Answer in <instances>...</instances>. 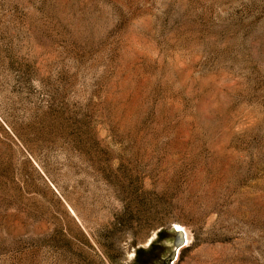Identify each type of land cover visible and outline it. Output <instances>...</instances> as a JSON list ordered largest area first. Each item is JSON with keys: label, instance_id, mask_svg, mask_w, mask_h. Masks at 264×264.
I'll return each mask as SVG.
<instances>
[{"label": "rangeland", "instance_id": "374dc122", "mask_svg": "<svg viewBox=\"0 0 264 264\" xmlns=\"http://www.w3.org/2000/svg\"><path fill=\"white\" fill-rule=\"evenodd\" d=\"M176 229L172 264H264V0H0V264Z\"/></svg>", "mask_w": 264, "mask_h": 264}, {"label": "water", "instance_id": "95a60500", "mask_svg": "<svg viewBox=\"0 0 264 264\" xmlns=\"http://www.w3.org/2000/svg\"><path fill=\"white\" fill-rule=\"evenodd\" d=\"M187 243L186 234L183 230H175L174 236V250L169 254V256L164 260L163 264H172L177 258L178 251L183 248Z\"/></svg>", "mask_w": 264, "mask_h": 264}, {"label": "flooded vegetation", "instance_id": "af4514ba", "mask_svg": "<svg viewBox=\"0 0 264 264\" xmlns=\"http://www.w3.org/2000/svg\"><path fill=\"white\" fill-rule=\"evenodd\" d=\"M168 256H169V255H168ZM168 256H167V257H168ZM167 257H166V258H167ZM166 258H164L163 260H161L162 257H160V260H159V262L161 261L160 264H163V263H164V260H165ZM154 263H156V261H155Z\"/></svg>", "mask_w": 264, "mask_h": 264}, {"label": "bare ground", "instance_id": "6f19581e", "mask_svg": "<svg viewBox=\"0 0 264 264\" xmlns=\"http://www.w3.org/2000/svg\"><path fill=\"white\" fill-rule=\"evenodd\" d=\"M190 238L188 237L187 242H189Z\"/></svg>", "mask_w": 264, "mask_h": 264}]
</instances>
